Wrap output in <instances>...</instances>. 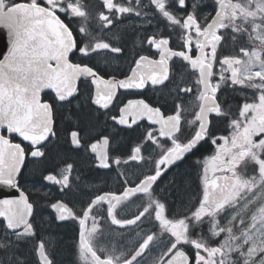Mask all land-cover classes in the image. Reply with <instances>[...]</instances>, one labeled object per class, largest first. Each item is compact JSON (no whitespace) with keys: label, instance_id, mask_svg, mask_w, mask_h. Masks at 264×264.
I'll return each mask as SVG.
<instances>
[{"label":"snow or ice","instance_id":"obj_1","mask_svg":"<svg viewBox=\"0 0 264 264\" xmlns=\"http://www.w3.org/2000/svg\"><path fill=\"white\" fill-rule=\"evenodd\" d=\"M37 5L57 84L31 111H0V264H57L44 237L69 224L79 264H264V0H0V80ZM129 40L128 70H112ZM61 140L42 203L20 181ZM205 146L200 191L173 212L161 182ZM112 177L115 190L89 183Z\"/></svg>","mask_w":264,"mask_h":264},{"label":"flooded vegetation","instance_id":"obj_2","mask_svg":"<svg viewBox=\"0 0 264 264\" xmlns=\"http://www.w3.org/2000/svg\"><path fill=\"white\" fill-rule=\"evenodd\" d=\"M48 4V0H45V5ZM208 7L205 8V12H210L212 7V0H207ZM35 7L44 8L43 5H37ZM50 11V5L46 9ZM134 54V44L132 40H129L126 45V52L121 55V58L114 62L111 65L112 70H119V71H127L128 66L131 63L132 56ZM52 93L45 92L42 95V100L44 101H51L52 100ZM147 95L149 98H154L151 92H148ZM131 98V97H130ZM240 99V97H237ZM64 113L63 121H58V126L63 128L68 123V109L62 110ZM121 143H127L129 137L121 134L119 138ZM18 142V141H17ZM62 144L63 141L59 144L53 142L52 145H49L51 149V153L49 159L46 161V165L41 164H28V167L24 170V175L21 179V184L23 188L31 192L34 198L40 200L42 203L46 199L41 193L47 192L49 189L44 188L41 185V177L39 175L40 171L46 166L48 168H52L59 160L58 153L62 155ZM210 147L205 146L202 149L201 153H198L196 157H192L188 159L186 162L181 163L179 168H173L170 172H168L167 176L161 182V189L165 190L162 194L167 195L168 203L172 205L173 212L182 209L183 207L189 205L190 201L189 198H192V202H194L196 195H198L200 191V181L198 180V170L195 165V161L201 155H208L210 154ZM29 159H31L29 157ZM87 174V172H86ZM173 177L176 178L177 184L173 187H169ZM89 183H95L98 187L101 188H111L115 190L119 185L116 183L115 177L107 179L105 182V178L96 179L93 181H89ZM34 186L40 187V192L35 190ZM50 187V186H49ZM84 192H88L89 189L85 188ZM3 198V197H0ZM84 199H87L85 196ZM136 211L135 206H131L127 209V213L131 214ZM45 214H47V210H45ZM130 239H134L133 234H129ZM45 240H52L54 242V250L56 255L57 264H79L78 255L75 252V241L78 239L77 232L75 230L74 225H67L61 228H53L51 230V235H46ZM123 242V241H121ZM150 256H146L144 258V264L149 259ZM30 258V257H29Z\"/></svg>","mask_w":264,"mask_h":264},{"label":"water","instance_id":"obj_3","mask_svg":"<svg viewBox=\"0 0 264 264\" xmlns=\"http://www.w3.org/2000/svg\"><path fill=\"white\" fill-rule=\"evenodd\" d=\"M29 7L32 23L25 33L27 40L23 42L22 54L18 52L15 60L6 63L5 75L0 80V111L5 112L8 119H14L25 109L31 111L36 108L38 92L57 84L55 70L48 66L56 47L51 43L50 11ZM0 37L3 38L5 57H8L12 48L10 37L2 29ZM17 47L19 49L20 46ZM0 60H3L2 56Z\"/></svg>","mask_w":264,"mask_h":264},{"label":"rangeland","instance_id":"obj_4","mask_svg":"<svg viewBox=\"0 0 264 264\" xmlns=\"http://www.w3.org/2000/svg\"><path fill=\"white\" fill-rule=\"evenodd\" d=\"M145 264H151V256L149 257V259L146 261Z\"/></svg>","mask_w":264,"mask_h":264}]
</instances>
